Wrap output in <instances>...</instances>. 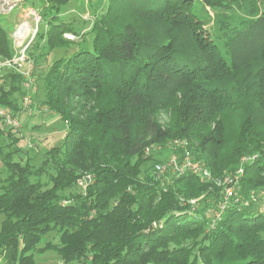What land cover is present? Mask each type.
Wrapping results in <instances>:
<instances>
[{
  "label": "trees",
  "instance_id": "16d2710c",
  "mask_svg": "<svg viewBox=\"0 0 264 264\" xmlns=\"http://www.w3.org/2000/svg\"><path fill=\"white\" fill-rule=\"evenodd\" d=\"M68 1L27 0L42 29L33 69L45 67L39 78L32 70L33 87L65 134L33 168L14 159L21 127L0 118V264H36L45 251L61 264H264V208L231 205L217 220L221 187L191 174L162 184L154 165L173 150L150 153L182 139L185 150L174 152H189L213 177L242 166L243 198L264 190V0H106L81 33L63 18ZM199 5L223 10L216 30ZM234 7L247 18L224 13ZM66 33L83 43L49 59L71 43ZM14 55L0 21V61ZM24 81L1 68L0 107L20 122ZM79 180L83 191L71 192ZM52 231L57 243L45 239Z\"/></svg>",
  "mask_w": 264,
  "mask_h": 264
},
{
  "label": "rangeland",
  "instance_id": "374dc122",
  "mask_svg": "<svg viewBox=\"0 0 264 264\" xmlns=\"http://www.w3.org/2000/svg\"><path fill=\"white\" fill-rule=\"evenodd\" d=\"M4 1L5 0H0V9L5 5L3 7L5 8V10L0 11V21L7 29L10 30V35L12 31L21 23L26 24L28 27L34 25L32 14H30L29 12L31 11V9H33L34 12H38V10L28 5L27 0H10V2H12L11 3L12 7L10 8L11 10L9 9L11 5L7 6L6 4H3ZM105 5H106V0H70L64 6L63 18L73 23V25L76 26V28L81 33L90 28V24L92 22L93 17L95 15H99L104 10ZM201 6L202 5H199L200 13L203 17H205L207 26L211 29L216 30L215 21H216L217 13H220L223 10L211 9L210 7H201ZM224 13L230 15L233 19L247 18V13L243 9L238 7H234L231 10L225 11ZM38 25L39 27H37V30L38 28L42 30L40 22L38 23ZM67 39L71 41L68 47L55 48L50 53H48L49 59L62 55L65 49L73 50L78 45H81L83 43L81 41L82 39H80V37L78 38L77 36H74L73 39H69V38ZM89 39L90 37L86 35L85 42H88ZM41 41L40 43H42L43 45L44 42L43 40ZM34 42H35V38H33V40L30 42L26 52V57L27 56L29 57L31 64L33 63L31 54L37 53L36 52L37 50L32 48ZM40 61L42 62V64H45V62H47L44 57ZM44 68L45 67L41 65L37 67L36 70L33 69L34 76L39 78L40 73L44 71ZM33 72H32V76H33ZM36 87L37 86L35 85L34 87L35 91L33 93H37V94L36 97H33L32 99L33 112L30 114L24 113L21 115L22 125L20 126L21 128L19 132H16V134H18L17 136H22V142H19L20 151L14 154L15 160H18L21 163H25L29 161L30 164L33 166V168H37L40 165L49 147L61 143L65 134V127L63 123L58 119V116L53 113H48L44 111V107L41 104V100L43 99V91L37 89ZM168 115L169 114L166 111H161L158 115L160 122L166 123L168 121ZM7 141H8L7 139H4L3 144H6ZM8 150H9L8 147L4 148V151H8ZM168 150H170L168 144L167 147L154 146V149L150 153H152L157 159H162L166 155H168L169 152ZM149 165L150 162L146 163L142 167L143 170L141 174L142 176L144 175V173H146ZM6 175L7 173L5 169L1 168L0 181H2ZM42 179L44 181H47L45 174L42 175ZM81 186L82 185H76L72 189H70V191L82 192L83 188ZM251 198H252L251 195H249L246 198L244 197V199H246L248 202L252 201L253 203H255V206L264 208L263 193L261 192L254 193V200H252ZM2 218L3 216L0 215V222ZM45 239L57 243L58 233L56 231H52L46 234ZM34 260L36 264H46V263L61 264V259L59 255L53 251H45L44 253L41 254H35Z\"/></svg>",
  "mask_w": 264,
  "mask_h": 264
},
{
  "label": "built area",
  "instance_id": "2783aa9c",
  "mask_svg": "<svg viewBox=\"0 0 264 264\" xmlns=\"http://www.w3.org/2000/svg\"><path fill=\"white\" fill-rule=\"evenodd\" d=\"M11 3L10 0H5L3 4L9 6ZM3 7H1L0 11L5 10ZM11 7L12 5L9 9ZM29 13L32 14L34 25L30 26V28L26 24L21 23L12 31L11 38L15 55L10 60L0 61V70L4 66L13 67L20 71L25 78L24 86L28 89V92L22 97L21 103L22 107L27 109V114L31 113L29 107L31 104V92L34 90V77L32 76L33 65L27 60L26 52L37 32L38 23L40 21L38 12H34V10L31 9ZM65 37L69 39L74 38V36L69 33H66ZM0 118L7 127L19 129L21 126L20 119L3 107H0ZM168 145L173 152L163 161L157 162L154 165V176L156 180L161 181L162 184H167L170 181V177L183 174H191L205 180H212L216 186L221 187V201L213 209V216L217 220L221 219L223 210L229 208L231 205L248 204V201L245 200L241 194L240 178L244 173L242 166L233 173H226L213 177L210 170L200 161L193 158L189 152L186 151L181 154L174 152L177 149L185 150L186 142L184 140L175 138L169 141ZM247 160H249V157L245 156L241 158L242 163ZM78 184L84 186L82 180H79ZM260 192L264 194V190ZM254 193V191L251 192L252 200H254ZM190 202L194 203L195 200H191Z\"/></svg>",
  "mask_w": 264,
  "mask_h": 264
},
{
  "label": "water",
  "instance_id": "95a60500",
  "mask_svg": "<svg viewBox=\"0 0 264 264\" xmlns=\"http://www.w3.org/2000/svg\"><path fill=\"white\" fill-rule=\"evenodd\" d=\"M84 180H85V182H86V183H89V181H90V178H89V177H85V179H84Z\"/></svg>",
  "mask_w": 264,
  "mask_h": 264
}]
</instances>
